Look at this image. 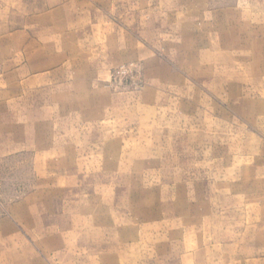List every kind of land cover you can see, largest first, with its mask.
I'll return each instance as SVG.
<instances>
[{
    "label": "rangeland",
    "instance_id": "1",
    "mask_svg": "<svg viewBox=\"0 0 264 264\" xmlns=\"http://www.w3.org/2000/svg\"><path fill=\"white\" fill-rule=\"evenodd\" d=\"M0 264H264V0H0Z\"/></svg>",
    "mask_w": 264,
    "mask_h": 264
}]
</instances>
